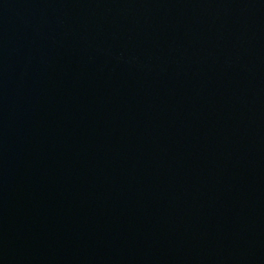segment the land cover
<instances>
[{
	"label": "water",
	"instance_id": "95a60500",
	"mask_svg": "<svg viewBox=\"0 0 264 264\" xmlns=\"http://www.w3.org/2000/svg\"><path fill=\"white\" fill-rule=\"evenodd\" d=\"M0 264H264V0H0Z\"/></svg>",
	"mask_w": 264,
	"mask_h": 264
}]
</instances>
